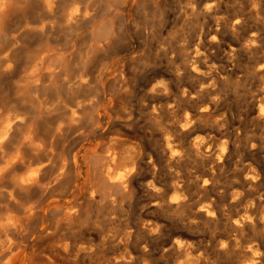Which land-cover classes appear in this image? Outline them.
Wrapping results in <instances>:
<instances>
[{"label":"clouds","instance_id":"1","mask_svg":"<svg viewBox=\"0 0 264 264\" xmlns=\"http://www.w3.org/2000/svg\"><path fill=\"white\" fill-rule=\"evenodd\" d=\"M0 264H264V0H0Z\"/></svg>","mask_w":264,"mask_h":264}]
</instances>
